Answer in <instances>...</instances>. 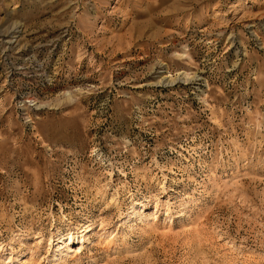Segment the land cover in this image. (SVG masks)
<instances>
[{
  "label": "rangeland",
  "instance_id": "rangeland-1",
  "mask_svg": "<svg viewBox=\"0 0 264 264\" xmlns=\"http://www.w3.org/2000/svg\"><path fill=\"white\" fill-rule=\"evenodd\" d=\"M0 264H264V0H0Z\"/></svg>",
  "mask_w": 264,
  "mask_h": 264
}]
</instances>
